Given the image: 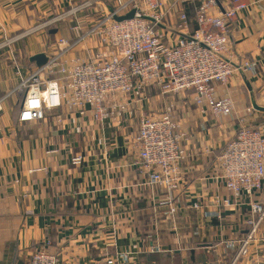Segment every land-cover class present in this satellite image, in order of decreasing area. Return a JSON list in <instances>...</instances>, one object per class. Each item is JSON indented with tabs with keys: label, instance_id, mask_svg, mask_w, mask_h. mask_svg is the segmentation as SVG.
I'll use <instances>...</instances> for the list:
<instances>
[{
	"label": "crops",
	"instance_id": "obj_1",
	"mask_svg": "<svg viewBox=\"0 0 264 264\" xmlns=\"http://www.w3.org/2000/svg\"><path fill=\"white\" fill-rule=\"evenodd\" d=\"M84 1L0 0V44L11 39L0 49V98L10 95L0 113V264H29L40 246L54 253L59 264H230L234 252L224 244L245 235L254 218L251 205L264 203V189L239 203H218L217 195L231 193L217 158L239 131V118L264 136V0L242 12L231 27L228 57L234 64L254 66L234 73L229 84L216 85L218 96L235 101L232 115L202 113L192 90L163 94L149 86L139 94L107 97V105H128L102 123L90 110L81 115L68 107L20 122L24 95L13 89L39 67L31 57L43 52L50 59L61 48V38L75 40V24L88 31L117 0H94L91 7L25 33ZM176 1L160 0L158 8L169 12L163 27L170 40L176 38L182 8L195 30L194 8L201 0ZM230 1L218 0L214 12ZM102 48L97 36L88 37L68 59ZM168 105L174 106L172 117L180 124L187 152L179 164L173 217L167 206L158 205L167 191L146 185L147 175L131 148L141 118L157 117ZM77 156L83 157L80 163L72 160ZM257 239L237 264H264V222ZM121 254L126 256L118 261Z\"/></svg>",
	"mask_w": 264,
	"mask_h": 264
},
{
	"label": "built area",
	"instance_id": "obj_2",
	"mask_svg": "<svg viewBox=\"0 0 264 264\" xmlns=\"http://www.w3.org/2000/svg\"><path fill=\"white\" fill-rule=\"evenodd\" d=\"M93 1L86 0L25 34L47 28L80 9L91 7ZM259 1L231 0L227 7L215 13L218 0H201L194 8L197 27L193 31L189 27V15L182 8L178 12L176 38L170 40L163 27L169 12L158 11L160 0H117V6L88 31L84 32L80 23L75 24V40L61 38L58 53L13 89L24 95L18 119L20 122L38 121L45 117L47 110L68 107L81 115L90 110L96 121L102 123L128 105L115 102L107 105V97L116 93L139 94L149 86L163 94L192 90L194 102L202 113L228 117L236 108L235 101L229 95L218 96L216 85H227L234 73L254 68L248 61L234 64L228 57L231 27L242 12ZM132 9L135 10L133 17L116 19ZM92 36H97L103 48L88 57L70 61L69 52ZM10 41L7 39L0 44V49ZM9 96L0 98V113ZM173 111L174 106L168 105L157 117L143 116L131 145L147 175L146 185L167 191L158 205L167 206L171 217L178 212L173 193L180 180L179 164L187 155L182 146L180 124L172 117ZM239 122V131L217 158L223 171L222 179L231 193L229 197H216V201L225 206L232 205L233 201L239 203L242 197L261 194L264 189V136L261 129L246 125L243 118H239ZM82 159L77 156L72 160L80 163ZM194 206L201 208L199 203ZM251 211L254 218L248 220L245 235L224 244L226 251L234 252L230 264L247 257L258 242L264 222V203L254 201ZM125 256L121 254L118 261ZM29 264H59V260L45 246H40L32 252Z\"/></svg>",
	"mask_w": 264,
	"mask_h": 264
},
{
	"label": "water",
	"instance_id": "obj_3",
	"mask_svg": "<svg viewBox=\"0 0 264 264\" xmlns=\"http://www.w3.org/2000/svg\"><path fill=\"white\" fill-rule=\"evenodd\" d=\"M134 13H135V10L132 9L126 15L118 16V17H116V19L118 21H121V20H124V19H128V18L133 17ZM31 60L36 62L38 66H41V65H44L47 62L48 57H47L46 53L42 52V53H38V54L33 55L31 57Z\"/></svg>",
	"mask_w": 264,
	"mask_h": 264
}]
</instances>
